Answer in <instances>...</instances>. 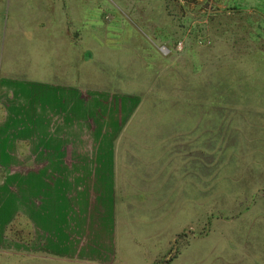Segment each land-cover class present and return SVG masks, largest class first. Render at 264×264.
Returning <instances> with one entry per match:
<instances>
[{
	"label": "rangeland",
	"instance_id": "obj_1",
	"mask_svg": "<svg viewBox=\"0 0 264 264\" xmlns=\"http://www.w3.org/2000/svg\"><path fill=\"white\" fill-rule=\"evenodd\" d=\"M44 71L54 88L10 76ZM33 97L72 134L71 178H106L112 134L123 167L151 156L166 229L162 211L104 263H32L0 207V264H264V0H0L5 183Z\"/></svg>",
	"mask_w": 264,
	"mask_h": 264
},
{
	"label": "crops",
	"instance_id": "obj_2",
	"mask_svg": "<svg viewBox=\"0 0 264 264\" xmlns=\"http://www.w3.org/2000/svg\"><path fill=\"white\" fill-rule=\"evenodd\" d=\"M44 63L38 62L45 68ZM10 76L33 87L57 84L45 71L36 77ZM32 99L31 115L27 112L25 123H17L14 134V183L0 178V190L14 195L0 202L10 214L2 224L4 236L11 216L15 219L14 245H4L7 249L14 248L18 257L32 263L55 258L104 263L120 247L134 244V224L153 223L164 211L165 219L157 222L163 221L166 229L168 178L152 176L157 165L151 164V156L129 153L134 166L123 167L112 134L106 178H71L66 167H71L72 134L50 126L51 114L37 112L40 108ZM153 231L156 235L158 230Z\"/></svg>",
	"mask_w": 264,
	"mask_h": 264
}]
</instances>
